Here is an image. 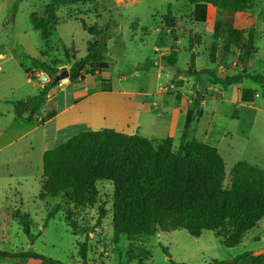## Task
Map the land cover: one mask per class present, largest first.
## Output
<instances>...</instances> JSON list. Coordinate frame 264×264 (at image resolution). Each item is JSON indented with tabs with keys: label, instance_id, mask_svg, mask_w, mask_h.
Returning <instances> with one entry per match:
<instances>
[{
	"label": "rangeland",
	"instance_id": "374dc122",
	"mask_svg": "<svg viewBox=\"0 0 264 264\" xmlns=\"http://www.w3.org/2000/svg\"><path fill=\"white\" fill-rule=\"evenodd\" d=\"M50 2L0 0V111L12 109L10 102L13 100L37 94L39 88L36 85L46 83L41 79L32 80L27 74L34 59L53 63L60 72L70 71L75 61L86 57L93 37L82 22L87 26L99 24L103 29L112 26L107 54L109 70L102 75L103 79L110 80L107 89L111 88L112 92L104 96H123L122 89L134 92L140 89L145 93L141 96L147 97L140 98L142 109L150 104L151 112L144 111L140 123L152 133L149 136L155 144L171 135L170 124L158 125L156 117L161 111L167 116L172 109L184 113L185 123L189 115L187 139L196 138L218 148L226 163V187L232 183L238 162L256 165L264 171L263 89L246 77L221 89L205 76L197 79L187 74L191 68L196 71L210 69L220 77L244 71L264 76V0H250L246 19L237 20L238 27L253 28L256 32V52L248 63L238 48L226 50L224 45L227 26L234 25L235 21V14L231 12H213L208 14L206 23H201L192 20L190 0H92L60 7L58 25L51 39L45 42L40 32L33 29L30 16L41 13ZM169 14L174 21L173 27L167 24ZM216 23L217 36L214 33ZM42 52H48V56L42 58ZM87 78V84L100 80L94 76ZM67 79L55 84L52 91L56 96L69 94L62 85V82H68ZM243 89L258 92L254 103L247 104L248 107L238 105L243 103L239 97ZM198 96L202 97V115L197 114L195 105ZM210 130L213 133L208 135ZM83 131V127L65 129L57 140L46 142L45 147L52 149ZM183 131L177 130L173 134L175 151L182 142ZM125 133H133V130L125 128ZM144 134L148 133L141 130L140 135ZM35 139L42 148L41 138ZM42 175V168L34 167L28 177L11 181L5 194L0 190V251H33L62 264H81L77 242H83L87 237L88 264H139L133 257L140 254L141 248L150 253L144 264H172V261L185 264L230 261V264L236 257L239 259L264 247V218L244 236L240 245L233 248L224 246L211 231L204 232L200 238H194L186 231H176L142 235L135 241L121 235L119 243L115 244L111 226L114 194L111 183H98L96 203L78 205L67 194L41 200ZM55 206H61V211L48 218ZM101 207L106 210L103 219L99 217ZM25 213L30 217L31 230L36 236L33 241L24 233L18 220V216ZM0 264H42V261L0 259Z\"/></svg>",
	"mask_w": 264,
	"mask_h": 264
},
{
	"label": "trees",
	"instance_id": "16d2710c",
	"mask_svg": "<svg viewBox=\"0 0 264 264\" xmlns=\"http://www.w3.org/2000/svg\"><path fill=\"white\" fill-rule=\"evenodd\" d=\"M91 1L51 0L41 13L30 16L32 27L40 32L43 41L48 42L58 25L60 7ZM190 3L193 6L192 20L201 23L208 19L209 5L220 12L234 14L246 13L250 8V0H190ZM166 20L168 27L174 26L171 14ZM82 23L93 38L88 44L86 57L72 64L69 71L71 82L109 70V31L113 27L103 29L99 24L87 26ZM214 29L217 36L218 23ZM226 35V50L238 48L243 60L249 61L256 52L255 30L228 25ZM42 53V58L48 56V52ZM67 57L70 56L67 54ZM33 61V67L27 69L31 79L39 80L42 74H46L50 80L37 94L12 103L16 117L26 116L28 120L33 119L47 103L51 90L56 86L52 84L53 77L58 72L53 63L50 65L39 59ZM187 74L197 79L205 76L221 89L239 83L244 77L251 78L263 89L264 96V76L261 75L244 71L220 77L210 69L196 71L191 68ZM257 94L256 90L243 89L240 101L254 103ZM201 103L202 97L198 96L195 100L198 115H202ZM189 122L188 115L182 142L176 151L173 137L155 144L139 133L128 135L107 128L77 133L45 152L39 198L44 200L67 194L78 205L85 202L94 204L99 195L98 183L106 181L114 188L111 226L115 244L119 243L121 235L135 241L142 235L155 236L176 231H186L199 238L204 232L211 231L224 246L236 247L264 218V171L256 165L238 162L234 167L232 183L226 187L225 160L217 147L196 138L187 139ZM60 211L61 206H55L48 218ZM99 217H106V210L102 207ZM18 220L24 233L33 241L36 236L32 233L29 215H19ZM88 243L87 237L83 242H77L81 264H88ZM139 252L133 258L144 264L150 253L145 248ZM0 259H38L42 264H62L33 251H0ZM239 259L249 264H264V254L251 256L247 253ZM172 264L185 263L172 261ZM213 264L226 262L215 261Z\"/></svg>",
	"mask_w": 264,
	"mask_h": 264
},
{
	"label": "crops",
	"instance_id": "0c3cea01",
	"mask_svg": "<svg viewBox=\"0 0 264 264\" xmlns=\"http://www.w3.org/2000/svg\"><path fill=\"white\" fill-rule=\"evenodd\" d=\"M217 11L213 6H208L209 15ZM239 19L240 21H244L246 13L235 14V21L233 23L235 28L244 29L237 26V20ZM103 74L95 75L94 78L99 77L100 80L91 84H87V77L84 80L75 82L67 79L68 82L66 84L62 82V85L66 86V90L64 91H70L69 94L65 92L63 96H56L51 90L47 103L31 120H28L26 116L21 118L16 117L12 103L18 100L10 102L13 107L12 109L0 111V190L2 193L5 194L6 188L12 184L11 181H18L22 177H28V174H32L34 167L38 170L41 168L43 170L44 154L47 150H50L45 147L46 142L48 144L50 140H57L59 134L65 129L83 127L85 131H90L107 128L125 133V128H129L133 130V133L125 134H140L141 130L148 133L142 135L144 137L152 134L143 128L144 125L140 123L141 114L144 111L145 113L151 112L148 109L150 104L147 105L146 110L142 109L143 100L140 98L147 97L141 96L146 94L140 92V89L137 92L122 89L123 96H104L111 93L112 89H107L109 87L107 83L110 80L103 79ZM36 86L40 90L44 87V84H37ZM157 104L158 106L161 105L159 102ZM238 105L240 107H248L247 103H238ZM164 113L161 111L157 115L156 120L158 121V125L170 124L171 135L168 137H174L173 134L177 130L182 132L186 126L185 114L176 112L173 109L170 116ZM212 133L213 131L210 130L208 135ZM35 137L41 138L42 148L39 147ZM151 138L149 136V139ZM24 139L29 140L21 142ZM40 158L42 160V167H40ZM248 254L251 256L264 254V247ZM229 262L226 264H229ZM238 263L249 264L244 259L233 260L230 264Z\"/></svg>",
	"mask_w": 264,
	"mask_h": 264
},
{
	"label": "water",
	"instance_id": "95a60500",
	"mask_svg": "<svg viewBox=\"0 0 264 264\" xmlns=\"http://www.w3.org/2000/svg\"><path fill=\"white\" fill-rule=\"evenodd\" d=\"M245 63H248V60H246ZM69 75H70L69 70H63V71L57 72L53 77L52 84L55 85V84L61 82L62 80L69 78ZM41 80L44 82H48L50 80V78L48 75L42 74Z\"/></svg>",
	"mask_w": 264,
	"mask_h": 264
}]
</instances>
